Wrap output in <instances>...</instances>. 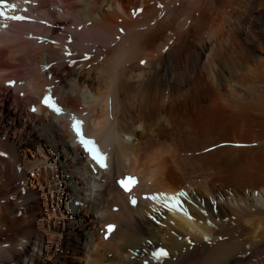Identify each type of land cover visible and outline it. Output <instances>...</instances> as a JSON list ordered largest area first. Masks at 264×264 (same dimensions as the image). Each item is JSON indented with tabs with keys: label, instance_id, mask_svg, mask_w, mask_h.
Instances as JSON below:
<instances>
[{
	"label": "bare ground",
	"instance_id": "6f19581e",
	"mask_svg": "<svg viewBox=\"0 0 264 264\" xmlns=\"http://www.w3.org/2000/svg\"><path fill=\"white\" fill-rule=\"evenodd\" d=\"M28 8L0 38L2 88L19 113L0 111V264H264V0ZM58 22L57 33L46 26ZM18 65L22 74L3 78ZM50 91L64 113L31 112ZM74 112L110 149L98 175L68 130ZM128 172L142 176L141 196L191 187L192 198L130 207L115 184ZM152 244L168 257L150 259Z\"/></svg>",
	"mask_w": 264,
	"mask_h": 264
},
{
	"label": "snow or ice",
	"instance_id": "6c2138e0",
	"mask_svg": "<svg viewBox=\"0 0 264 264\" xmlns=\"http://www.w3.org/2000/svg\"><path fill=\"white\" fill-rule=\"evenodd\" d=\"M25 2L27 3L28 0H25ZM9 7H12L13 9L15 8L14 5H9ZM0 18L2 19H8V20H14V21H23L26 19V17L24 16H7L3 11H0ZM141 63L143 64L144 61H141ZM11 86V85H10ZM42 103H44L47 107L51 108L54 112H56L57 114H60V108L56 107V105L51 101V99L49 97H45L44 100L42 101ZM33 111H35V108L32 109ZM81 122L74 120L73 124H72V129L75 132L77 138H78V142L79 144L84 148V150L89 154L90 158L100 167V168H106L107 167V156L100 151V149L98 148V146L96 145V142L91 140V139H87L85 138V136L83 135L82 131H81ZM6 155L5 153H0V156H4ZM121 187L127 192L130 191V186H134L136 181L134 178L132 177H127L124 180L119 181ZM180 196H183L184 193H180ZM149 199H157V197L153 196V197H148ZM166 200V205L168 207H176L178 205V199L176 196H167L165 197ZM171 202V203H169ZM133 204H135V200L132 201ZM114 230L112 225H109L107 227V232L111 233ZM106 239L108 238L107 236L105 237ZM154 258L156 259H160L162 257H166L167 253L163 250H160L159 252H156L153 254Z\"/></svg>",
	"mask_w": 264,
	"mask_h": 264
},
{
	"label": "rangeland",
	"instance_id": "374dc122",
	"mask_svg": "<svg viewBox=\"0 0 264 264\" xmlns=\"http://www.w3.org/2000/svg\"><path fill=\"white\" fill-rule=\"evenodd\" d=\"M59 3V5H60V2H58ZM62 5V4H61ZM60 5V6H61ZM58 10H59V12L60 13H66L65 12V10L66 9H63L62 7H59L58 8ZM43 24H45V22H42ZM47 25L46 26H51L52 27V29H54L55 30V33H57L58 31H61L60 30V23L58 22V24H56V25H48V23H46ZM78 30H81V28L80 27H78ZM21 32V35L22 34H24V32L25 31H20ZM23 38H25L24 36H23ZM27 39H29L28 37H26ZM31 40V39H30ZM14 69V70H13ZM13 69H12V71L10 72H7V73H5L4 74V76H3V78H6V77H13V75L14 74H18L19 72L18 71H20V74H22V72L24 71L23 70V67H21V65H18V66H16V67H13ZM22 71V72H21ZM11 74H13L12 76H10ZM2 82H1V79H0V111L2 112V113H4V110H5V112L7 111L8 113H10V115L12 116V115H15V114H17L16 116L17 117H19V113L17 112V111H15V109H13V105H12V103H13V100H14V96H13V92H8V91H6V90H4L3 88H2V84H1ZM4 85H5V83H4ZM3 105V106H2ZM4 107V108H3ZM0 153H3V152H1L0 151ZM0 158H2V159H5V157L4 156H0ZM88 193V195H89V193L90 192H87ZM17 215L18 216H20L21 215V213L19 212V213H17ZM58 223H62V221H58ZM60 253H63V252H61L60 251Z\"/></svg>",
	"mask_w": 264,
	"mask_h": 264
},
{
	"label": "built area",
	"instance_id": "2783aa9c",
	"mask_svg": "<svg viewBox=\"0 0 264 264\" xmlns=\"http://www.w3.org/2000/svg\"><path fill=\"white\" fill-rule=\"evenodd\" d=\"M6 154V153H5Z\"/></svg>",
	"mask_w": 264,
	"mask_h": 264
}]
</instances>
